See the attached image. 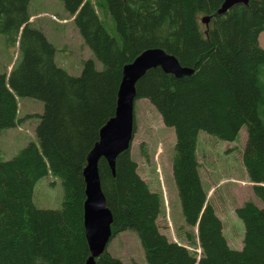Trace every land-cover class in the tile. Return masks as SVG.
<instances>
[{"label": "trees", "instance_id": "16d2710c", "mask_svg": "<svg viewBox=\"0 0 264 264\" xmlns=\"http://www.w3.org/2000/svg\"><path fill=\"white\" fill-rule=\"evenodd\" d=\"M61 1L100 70L88 58L79 75L68 74L54 61V45L31 25L30 0H0V35L19 56L0 73V129L17 124V97L43 102L37 144L0 159V264H83L89 256L83 226L86 155L114 115L123 66L149 48L193 69L179 78L148 69L136 82L135 100L147 99L174 132L170 162L183 236L200 254L159 230L162 195L140 177L130 150L117 156L113 173L103 158L98 162L112 214L110 239L135 231L145 264H264V0L234 4L219 14L223 0H104L115 35L89 0ZM203 17H209L207 24ZM242 127L241 162L261 206L249 199L234 208L244 228L242 247L235 250L207 197L197 142L200 131L232 142ZM48 173L62 186L58 209L38 208L32 200L35 183ZM95 264L124 262L105 250Z\"/></svg>", "mask_w": 264, "mask_h": 264}, {"label": "rangeland", "instance_id": "374dc122", "mask_svg": "<svg viewBox=\"0 0 264 264\" xmlns=\"http://www.w3.org/2000/svg\"><path fill=\"white\" fill-rule=\"evenodd\" d=\"M111 34H116L114 24L107 14L104 0H89ZM28 11L30 23L40 29L54 45V61L68 74L79 75L83 62L92 58L95 68L102 64L85 45L71 16L61 0H30ZM59 21L52 18L55 17ZM264 47V31L259 36ZM19 60L16 46L6 45L0 35V73L8 72ZM18 122L14 127L0 129V159L13 157L21 148L33 142L37 144L35 126L43 112V102L32 97H17ZM135 132L130 153L137 164V172L151 190L161 193L163 213L157 219L159 230L170 240L188 245L184 240L185 226L180 203L171 172L174 132L165 126L160 115L150 102L140 98L134 103ZM246 141V130L242 127L232 142L218 140L204 131L198 133L197 158L200 174L207 188V197L223 224V235L229 247H242L244 228L234 213V208L253 198L251 183L248 181L241 162V149ZM62 199L60 180L48 173L33 187L32 200L41 209H58ZM195 231V230H194ZM192 248L193 244L190 245ZM107 251L124 264H145L143 249L132 230H125L112 238Z\"/></svg>", "mask_w": 264, "mask_h": 264}, {"label": "water", "instance_id": "95a60500", "mask_svg": "<svg viewBox=\"0 0 264 264\" xmlns=\"http://www.w3.org/2000/svg\"><path fill=\"white\" fill-rule=\"evenodd\" d=\"M248 1L223 0L216 14L234 4L246 5ZM201 21L207 24L209 17H203ZM154 67H159L164 73L177 78L193 73V69L182 67L174 56L160 48L146 49L131 63L123 66L114 115L100 128L98 140L87 153L86 164L82 170L85 184L83 226L89 249V256L83 264H95V259L105 251L111 236L112 214L101 190L98 162L103 158L113 173L117 156L129 150L134 133L135 85L148 69Z\"/></svg>", "mask_w": 264, "mask_h": 264}]
</instances>
